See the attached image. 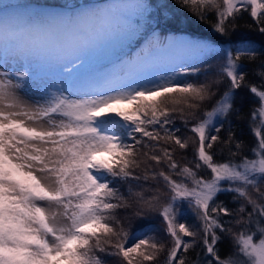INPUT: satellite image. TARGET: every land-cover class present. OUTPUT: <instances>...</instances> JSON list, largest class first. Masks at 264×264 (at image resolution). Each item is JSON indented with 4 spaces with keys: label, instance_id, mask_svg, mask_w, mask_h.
Instances as JSON below:
<instances>
[{
    "label": "snow or ice",
    "instance_id": "snow-or-ice-1",
    "mask_svg": "<svg viewBox=\"0 0 264 264\" xmlns=\"http://www.w3.org/2000/svg\"><path fill=\"white\" fill-rule=\"evenodd\" d=\"M178 3L223 36L245 26L264 34V0ZM138 8L114 24L111 4L56 10L0 0V264H264V83L240 71L245 61L264 68V51L244 37L223 53L188 38L204 53L197 63L144 82L77 84L89 51L148 34L151 46L125 54V64L175 38L151 27L150 0ZM245 17L254 24L242 25ZM221 55L216 75L201 81ZM33 87L40 98L29 101L22 93ZM243 87L259 101L251 156L223 123L239 111ZM225 192L238 207L220 199ZM185 206L196 224L183 218ZM148 216L162 229L132 227ZM225 238L234 251L222 257Z\"/></svg>",
    "mask_w": 264,
    "mask_h": 264
},
{
    "label": "trees",
    "instance_id": "trees-1",
    "mask_svg": "<svg viewBox=\"0 0 264 264\" xmlns=\"http://www.w3.org/2000/svg\"><path fill=\"white\" fill-rule=\"evenodd\" d=\"M14 3H20L32 6H43L56 10H65L70 4H80L88 3L92 5H115L118 9L117 13L114 15L121 16L124 10L130 9V13H133L130 17V21L134 20L138 13V5L142 0H11ZM155 11L153 13V19L151 21V27L158 31L161 35H175V38L166 47H152L150 53L143 55L138 58V60L121 64L120 61L124 59V55H131L133 52L144 48L150 47L148 40V34L139 36L133 39V42L129 44L126 48H120V45L124 41H119L113 44L112 48L104 58V60L93 67L83 79L90 80L91 77L98 71L103 73L108 70H115L119 73H125L127 70L136 69L140 72L143 69H150L156 73L167 74L171 72L180 64H194L199 62L204 53L196 50L191 46L192 42L188 39L199 40L212 44L217 52L223 53L229 49L233 51L239 44V38L244 37L252 43V46L258 51H264V34H261L253 27H242L237 29L235 32L231 33L229 36H223L217 33L211 26V20L205 21L201 20L194 13L183 8L178 3V0H150ZM242 25L254 24L251 17H245L241 21ZM151 29H149L150 33ZM135 36V34H130ZM120 48V50H117ZM223 61V55L219 56L216 60L208 61L214 65L211 70L206 73L201 74L199 79L204 81L206 78H212L216 75V70L219 68L220 63ZM202 68H207V64H201ZM246 75V80L252 84L264 83V80L258 75L260 71H264L258 63H253L251 61H245L242 68L240 69ZM89 75H92L90 78ZM182 79H189L185 76ZM221 91L226 90L225 85L220 86ZM219 95V93H218ZM235 106L239 110L234 113L229 120L223 121L224 128L227 129L231 127L236 135V138L245 145H247V150L245 154L251 156L250 149L254 146L255 137L252 131L250 114L251 111L259 106L258 97L252 94L248 88L243 87L240 90H236ZM121 109H127L130 106L127 104H122L119 106ZM177 126H181V122L177 121ZM191 152V149H189ZM179 159V157H178ZM183 162V161H181ZM125 191V189H121ZM220 199L229 204L232 208L239 206V202H234L232 199V194L223 193L220 195ZM250 210V206H248ZM183 218L187 219L189 223L196 224L194 215L187 208L183 209ZM150 222V223H149ZM147 224L148 228L143 230L148 231L149 228L162 229L160 220L155 216H148L143 218H137L132 227L136 228L138 225ZM151 234L162 235V231H157ZM234 251L232 242L230 238H225L220 247V252L222 257L229 256ZM109 261H115L114 258L109 257ZM161 264H163V258H161Z\"/></svg>",
    "mask_w": 264,
    "mask_h": 264
},
{
    "label": "rangeland",
    "instance_id": "rangeland-1",
    "mask_svg": "<svg viewBox=\"0 0 264 264\" xmlns=\"http://www.w3.org/2000/svg\"><path fill=\"white\" fill-rule=\"evenodd\" d=\"M130 9V7L125 9L124 13L121 14V16H113L112 22L114 24H119L124 20L130 21V17L131 15H133V13H130ZM113 44L102 46L87 53L85 66L76 70L75 82L77 84H82L88 81L83 79L85 77L84 75H86L89 71H91L93 67L97 66L104 60ZM94 74L97 75H89L88 77L90 78L92 76V79L100 78V87H115L123 83L144 82L152 80L155 78V75L157 73L151 71L150 69H143L142 71L138 72L136 68L127 70L125 73H119L115 70H108L104 71L103 73L98 71ZM48 76L53 79H64L62 72H60L59 70L50 71L48 73ZM22 94L24 95L25 99H28L29 101H36L40 98V93L35 87L31 89H25ZM109 264H115V261H109Z\"/></svg>",
    "mask_w": 264,
    "mask_h": 264
}]
</instances>
